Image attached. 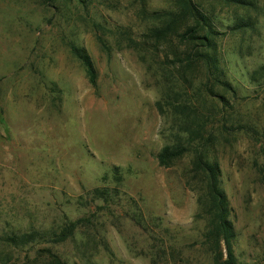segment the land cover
<instances>
[{
    "label": "rangeland",
    "instance_id": "1",
    "mask_svg": "<svg viewBox=\"0 0 264 264\" xmlns=\"http://www.w3.org/2000/svg\"><path fill=\"white\" fill-rule=\"evenodd\" d=\"M193 1L212 19L228 84L206 99L214 82L169 35L165 16L180 0H0V264H47V248L63 264H211L188 186L196 154L158 160L186 93L218 122L206 155L220 166L236 256L264 264V0ZM74 47L90 57L96 85ZM116 186L113 202L93 198ZM80 218L92 225L61 245L4 241Z\"/></svg>",
    "mask_w": 264,
    "mask_h": 264
},
{
    "label": "trees",
    "instance_id": "2",
    "mask_svg": "<svg viewBox=\"0 0 264 264\" xmlns=\"http://www.w3.org/2000/svg\"><path fill=\"white\" fill-rule=\"evenodd\" d=\"M225 1L238 5H244L246 2L245 0ZM179 3L180 12H170L165 16L168 18L167 22L170 27L169 35L183 42H180L181 46H175V54L185 55L189 67H203L210 82H214L210 89L204 90L201 95L206 99L214 94L215 85L224 88L228 86L227 82L220 77V58L217 55V46L213 41L212 19L193 0H180ZM181 48L183 51L180 50ZM73 50L87 68L91 83L96 85L97 72L90 57L80 49L74 47ZM178 95L180 96V94ZM189 97L190 95L186 93L185 104L175 105L177 113L182 111L179 119V130L174 136V143L163 148L158 155V160L161 166H169L189 152L196 154L195 167L189 172L188 186L197 193L200 208L199 216L206 223L203 239L204 246L207 247L211 255V264H241L234 249L236 234L232 222L233 210L222 188L220 166L217 162L212 163L206 155V151L214 147L217 139L215 134L218 122H210L212 117L203 115L191 104ZM262 154L264 157V146ZM257 173L264 186V163L258 166ZM197 178L199 182L195 184ZM122 179L120 168L117 167L115 169V181L120 185ZM118 187L116 186L114 189L115 193L109 188H96L92 192L93 198L107 203L113 202L116 196L120 197ZM136 216L134 220L141 224V215ZM91 225L92 220L90 218L66 220L58 228L43 232L34 230L15 233L7 236L4 241L15 248L38 242L51 243L56 246L72 240L78 231L87 229ZM43 250L47 253L45 258L47 264H63L60 256L54 253L52 249Z\"/></svg>",
    "mask_w": 264,
    "mask_h": 264
}]
</instances>
